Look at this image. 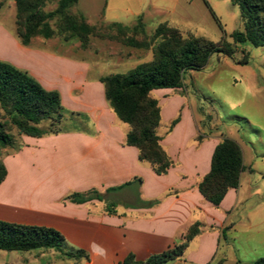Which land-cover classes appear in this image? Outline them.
I'll return each instance as SVG.
<instances>
[{"label":"crops","instance_id":"obj_1","mask_svg":"<svg viewBox=\"0 0 264 264\" xmlns=\"http://www.w3.org/2000/svg\"><path fill=\"white\" fill-rule=\"evenodd\" d=\"M49 41L36 39L26 47L0 24V61L29 73L46 90L57 91L63 107L74 114L73 128L67 132L20 136L6 153L0 220L59 231L67 246L63 251L70 256L60 252L55 260L44 262L40 249L16 260H3L0 253V264H122L129 254L145 260L173 247L196 223L203 224L202 232L183 258L168 264H252L264 257V174L258 183L244 157L239 188L230 190L219 207L206 201L198 186L222 139L197 141L200 132L189 109L157 98L161 144L174 161L167 175H157L140 161L138 149L126 144L130 127L110 108L103 76L92 75L85 61L55 53L47 47ZM181 109V120L169 131ZM93 189L103 195V202L64 203L72 193ZM106 203L115 205L116 214L105 211ZM242 225L248 233L245 258L238 255L235 238Z\"/></svg>","mask_w":264,"mask_h":264},{"label":"trees","instance_id":"obj_2","mask_svg":"<svg viewBox=\"0 0 264 264\" xmlns=\"http://www.w3.org/2000/svg\"><path fill=\"white\" fill-rule=\"evenodd\" d=\"M240 7L244 31L235 32L232 41L220 44L205 37H185L178 29L168 24L160 25L153 37L145 34L142 22L129 28L121 24L99 27L90 24L79 13L71 9L79 0H58L52 11L44 8L50 0H15L16 35L22 45L29 47L36 39L63 42L78 40L83 49L90 46L91 38L115 41L139 50H152L153 59L129 70L126 74H115L101 78L105 96L118 119L130 127L126 144L136 147L141 162L148 163L159 175H167L174 161L163 148L159 135L162 108L153 96L156 90H180L184 88V75L189 71H200L214 54L232 57L238 46L264 47V0H231ZM242 63H247L245 56ZM0 107L4 112L0 120V185L7 176L1 161L4 151L14 149L20 136L41 138L58 135L68 118L74 114L62 105L57 91L46 90L29 73L11 64L0 61ZM49 121L47 128H40ZM180 117L170 125L172 131ZM244 155L240 144L232 139H223L215 148L211 169L199 183V192L204 199L219 207L227 193L238 189L245 172ZM110 188L107 192L123 188ZM94 200L104 201L96 189L84 193H72L64 203L85 204ZM105 211L116 214L115 205L106 203ZM202 223H196L169 249L152 254L145 260H137L129 254L122 264H168L181 259L190 242L202 232ZM65 243L62 234L50 227L11 223L0 220V250L32 251L55 249L64 256ZM82 254V252H79ZM252 264H264V257Z\"/></svg>","mask_w":264,"mask_h":264},{"label":"rangeland","instance_id":"obj_3","mask_svg":"<svg viewBox=\"0 0 264 264\" xmlns=\"http://www.w3.org/2000/svg\"><path fill=\"white\" fill-rule=\"evenodd\" d=\"M57 3L58 0H50L44 10H54ZM71 11L82 14L90 24L99 27L116 23L132 28L142 22L148 37H153L160 25L168 24L185 37H205L220 44L223 40L232 41L231 36L235 32L245 30L240 7L231 0H79ZM15 22V0H0V24L16 34ZM47 47L61 56L89 63L91 74L103 77L126 74L153 59L152 50H139L101 38H91L87 49H83L78 40L66 43L60 38L49 41ZM245 56L248 62L242 63ZM156 91L153 96L163 104L178 102L180 108L189 109L200 132L197 141L210 137L237 141L246 166L252 167L258 183L262 181L264 47L238 46L232 57L214 54L202 70L189 71L184 75L183 89ZM165 94H169V97L164 98ZM183 111L181 109L179 112L180 120ZM72 118L71 115L64 122L61 133L73 128ZM48 125L49 121H44L40 128H47ZM161 130H164V126ZM7 152H3L1 161ZM245 184L246 176L243 178L244 187ZM261 186L264 188V183ZM235 238L238 255L247 257L248 233L244 225L238 227ZM66 249L64 243L62 250ZM39 251L45 252L42 258L44 262L55 260V255H60L55 249ZM0 253L4 255L3 260H16L28 257L32 252L0 250Z\"/></svg>","mask_w":264,"mask_h":264}]
</instances>
